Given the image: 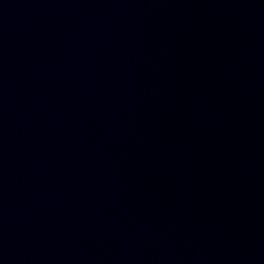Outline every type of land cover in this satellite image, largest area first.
<instances>
[{
    "label": "water",
    "instance_id": "1",
    "mask_svg": "<svg viewBox=\"0 0 264 264\" xmlns=\"http://www.w3.org/2000/svg\"><path fill=\"white\" fill-rule=\"evenodd\" d=\"M0 264H264V0H0Z\"/></svg>",
    "mask_w": 264,
    "mask_h": 264
}]
</instances>
